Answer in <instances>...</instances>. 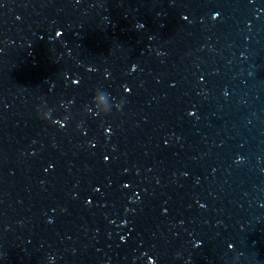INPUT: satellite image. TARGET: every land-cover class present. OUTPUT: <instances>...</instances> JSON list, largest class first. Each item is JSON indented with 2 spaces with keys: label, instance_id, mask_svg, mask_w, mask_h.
<instances>
[{
  "label": "water",
  "instance_id": "obj_1",
  "mask_svg": "<svg viewBox=\"0 0 264 264\" xmlns=\"http://www.w3.org/2000/svg\"><path fill=\"white\" fill-rule=\"evenodd\" d=\"M0 264H264V0H0Z\"/></svg>",
  "mask_w": 264,
  "mask_h": 264
},
{
  "label": "clouds",
  "instance_id": "obj_2",
  "mask_svg": "<svg viewBox=\"0 0 264 264\" xmlns=\"http://www.w3.org/2000/svg\"><path fill=\"white\" fill-rule=\"evenodd\" d=\"M217 15H218V14H217ZM213 18L215 19V16H214ZM125 91H128V89H125ZM122 106H123V105H122ZM121 108H122V107H121ZM121 108H120V109H121ZM120 109H119V110H120ZM38 111H39V109H38ZM41 119L47 121V120H49V119H51V118H44V117L41 116ZM53 121H54V120H53ZM53 123H54V122H53ZM229 247H231V245H230Z\"/></svg>",
  "mask_w": 264,
  "mask_h": 264
}]
</instances>
